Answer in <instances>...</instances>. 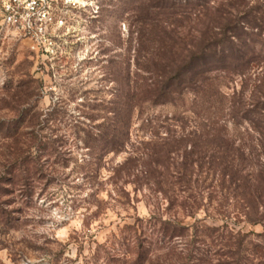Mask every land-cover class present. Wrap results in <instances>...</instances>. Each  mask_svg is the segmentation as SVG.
Wrapping results in <instances>:
<instances>
[{
  "label": "rangeland",
  "instance_id": "obj_1",
  "mask_svg": "<svg viewBox=\"0 0 264 264\" xmlns=\"http://www.w3.org/2000/svg\"><path fill=\"white\" fill-rule=\"evenodd\" d=\"M87 1L49 58L0 34V264H264L263 209L248 218L240 174L221 176L210 140L178 138L170 117L191 95L146 105L120 150L98 151L109 138L97 132L122 129L111 118L116 65L128 57L134 71L140 32L131 0ZM220 3L229 0L209 2L211 16ZM244 28L264 41V29ZM212 75L227 99L264 90V60ZM262 126L258 138L242 122L230 138L249 156L250 180L259 168L264 176Z\"/></svg>",
  "mask_w": 264,
  "mask_h": 264
},
{
  "label": "trees",
  "instance_id": "obj_2",
  "mask_svg": "<svg viewBox=\"0 0 264 264\" xmlns=\"http://www.w3.org/2000/svg\"><path fill=\"white\" fill-rule=\"evenodd\" d=\"M210 1H130L129 9L135 13L133 21L138 26L140 38L134 50V71H131L128 57L116 65L120 76L116 108L112 109L111 118L122 129L97 132L96 136L109 138L97 149L104 152L120 150L131 120L141 116L146 105H173L177 101L182 103L185 95H191L189 106L170 117L181 128L178 138L212 142L215 167L221 176L227 173L231 179L240 174L236 180L240 199H246L245 212L256 222L260 220L259 207L264 216V176L260 168L254 173L253 180L248 178V173L242 174L246 166L243 163L249 156L244 147L233 145L230 138L242 122L248 124L258 138L262 135L264 90L260 89V84L256 85L261 93L256 97L253 92L249 95L250 101L243 103V94L238 100L234 96L227 99L212 74L218 71L244 73L264 60V41L249 37L255 34L244 28L258 26L264 29V7H260L264 6V0L257 1L254 10L247 9V0H229L216 7L215 16H211ZM200 15L205 17L204 29L192 26L200 20ZM142 52L149 55L150 62H140ZM142 72L154 77L151 79ZM116 133L121 139L118 143L114 140ZM83 135L85 142L92 138L89 131ZM237 247L240 249V244Z\"/></svg>",
  "mask_w": 264,
  "mask_h": 264
},
{
  "label": "built area",
  "instance_id": "obj_3",
  "mask_svg": "<svg viewBox=\"0 0 264 264\" xmlns=\"http://www.w3.org/2000/svg\"><path fill=\"white\" fill-rule=\"evenodd\" d=\"M87 0H0V34H11L36 56L49 58L54 45L69 36L72 13Z\"/></svg>",
  "mask_w": 264,
  "mask_h": 264
}]
</instances>
